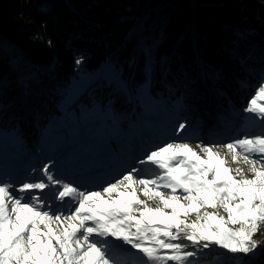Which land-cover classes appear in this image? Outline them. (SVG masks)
<instances>
[{
  "label": "trees",
  "instance_id": "16d2710c",
  "mask_svg": "<svg viewBox=\"0 0 264 264\" xmlns=\"http://www.w3.org/2000/svg\"><path fill=\"white\" fill-rule=\"evenodd\" d=\"M181 58L202 62L225 93L217 99L249 104L264 79V0H0V157L14 150L20 166L40 152L33 164L93 119L110 137L161 107L174 132L179 103L199 85L181 82ZM241 264H264V254Z\"/></svg>",
  "mask_w": 264,
  "mask_h": 264
},
{
  "label": "snow or ice",
  "instance_id": "6c2138e0",
  "mask_svg": "<svg viewBox=\"0 0 264 264\" xmlns=\"http://www.w3.org/2000/svg\"><path fill=\"white\" fill-rule=\"evenodd\" d=\"M244 111L264 120V86ZM196 148L166 143L138 162L150 167L133 168L102 190L64 183L48 166L47 182H0V264H113L109 250L122 245L142 254V264H201L206 250L254 253L264 225V134ZM55 185L51 201L38 194Z\"/></svg>",
  "mask_w": 264,
  "mask_h": 264
},
{
  "label": "rangeland",
  "instance_id": "374dc122",
  "mask_svg": "<svg viewBox=\"0 0 264 264\" xmlns=\"http://www.w3.org/2000/svg\"><path fill=\"white\" fill-rule=\"evenodd\" d=\"M194 23L193 21L192 24H189V27H194ZM178 65H181L179 72H183L181 82H185V86L191 82L199 83V85L197 84L198 86L191 90L193 92H188L179 103V113L177 111L179 121L175 125L174 132L169 129L174 119L171 114L164 113L165 110L162 107L156 116L148 122H144L146 123L144 127L141 124L142 119L139 118L136 127L131 122L121 129L115 126L114 129H117L119 133L112 134L110 137L109 134L104 133L105 126L93 119L91 123L83 124L78 128L77 137L72 142L62 144L61 148H54L51 154L46 150L47 154L43 158L38 155L36 163L32 164L31 158L32 161L36 159L37 151L23 156L21 159H27L24 161L27 164L19 166V164L17 165L19 157L15 156L14 150L11 152L9 150L7 154H4L5 156L0 157V182L7 181L16 186L26 181L40 182L43 180L47 182L42 169L48 166L49 172L53 174L54 178L64 183H70L81 190H102L104 186L115 182L133 168L150 167L138 162L145 159L150 151L166 143L188 142L199 152V149L196 148L198 143L220 146L244 136L255 137L264 134V120L253 119V114L244 111L248 104L241 102L237 106L236 103L227 99V94L223 98H219L223 102L218 104L217 112H215L214 106L210 104H215L219 100L217 94L225 93L208 85L201 61L190 62L181 58L178 60ZM246 81L244 80L242 83H247ZM258 83L252 84L255 95L258 89L264 86V79ZM252 98L251 95L248 96L249 102ZM225 100L228 104H224ZM244 100L243 98L242 101ZM237 101L239 103L240 100L237 98ZM200 109L205 115H197V111ZM56 121L51 118L50 123ZM181 123H185L186 127L183 132H178V126ZM167 129H169L171 138L163 141L160 135ZM98 139L100 140L98 141ZM216 150L220 151L222 155H227L225 148L217 147ZM228 158L231 159L230 156ZM24 165L26 167L29 165L30 169L25 168ZM230 166L242 165L232 164ZM137 175L139 176L140 173ZM59 187V185H55L38 194L42 199L47 194L48 200L51 201L54 190ZM58 203L59 201L54 203L53 207H56ZM255 239L259 241L260 247L250 255L234 257L223 249L206 250L208 254L203 256L201 264H215L213 261L216 260L217 264H241L246 261H255L258 256L264 254V228ZM182 243H187V241H182ZM114 244L122 245V242L115 241ZM213 247L215 248V246ZM131 250L129 245L111 248L109 254L112 256L113 264H142V254L137 253L135 249ZM186 250L192 249L189 247ZM211 254H215L216 258L212 260L213 255Z\"/></svg>",
  "mask_w": 264,
  "mask_h": 264
},
{
  "label": "bare ground",
  "instance_id": "6f19581e",
  "mask_svg": "<svg viewBox=\"0 0 264 264\" xmlns=\"http://www.w3.org/2000/svg\"><path fill=\"white\" fill-rule=\"evenodd\" d=\"M124 249H125V247H124ZM131 251H134V249H132Z\"/></svg>",
  "mask_w": 264,
  "mask_h": 264
}]
</instances>
